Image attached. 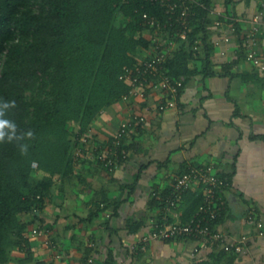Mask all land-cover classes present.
Wrapping results in <instances>:
<instances>
[{"label":"crops","instance_id":"obj_1","mask_svg":"<svg viewBox=\"0 0 264 264\" xmlns=\"http://www.w3.org/2000/svg\"><path fill=\"white\" fill-rule=\"evenodd\" d=\"M214 3L242 27L239 33L229 30L228 23L224 28L210 25L214 69L227 73L194 76L184 83L179 104L164 110L159 104L166 93L160 87L146 97H122L101 111L87 141L84 133L73 135L74 173L55 176L45 205L24 216L31 221L28 242L14 248L18 257L13 264H106L110 257L113 264L212 261L214 248L200 240L142 239L152 228V218L162 215L161 200L171 189L172 176L189 164L207 163L231 178L221 192L225 210L219 227L235 237L251 236L248 252L239 254L234 264H264V235L257 234L258 220L264 222V71L261 61L247 58L243 39L258 14L260 30L253 45L264 54V0ZM191 65L202 68L203 60ZM134 114L146 120L130 141L128 159L109 172L95 149L110 144L121 122ZM35 175L42 179L47 173L38 169ZM184 207L183 197L179 208L169 211L171 219L176 211L183 219ZM36 227L44 232L33 234ZM196 246L200 250L195 252Z\"/></svg>","mask_w":264,"mask_h":264},{"label":"trees","instance_id":"obj_2","mask_svg":"<svg viewBox=\"0 0 264 264\" xmlns=\"http://www.w3.org/2000/svg\"><path fill=\"white\" fill-rule=\"evenodd\" d=\"M203 1L206 6H196L190 17L193 30L186 39L177 38L166 62L169 73L184 83L200 73H227L214 69L213 0ZM145 10L167 17L151 0H0V111L17 126L13 142H7L12 129H5V142H0V264L9 263L14 248L28 242L31 221L24 216L45 205L54 177H72L73 135L89 132L101 111L129 92L120 74L151 43L144 34L153 30L142 23ZM229 21L240 33V23ZM240 49L245 53L243 41ZM199 59L202 68L191 65ZM28 92L36 96L30 99ZM6 101H15V107ZM28 131L34 138L26 136ZM24 144L26 154L20 150ZM34 162L47 176L37 178ZM183 197L187 221L198 211L204 191L189 190ZM223 219L224 213L218 225ZM210 257L200 264H234L239 253L214 248Z\"/></svg>","mask_w":264,"mask_h":264},{"label":"built area","instance_id":"obj_3","mask_svg":"<svg viewBox=\"0 0 264 264\" xmlns=\"http://www.w3.org/2000/svg\"><path fill=\"white\" fill-rule=\"evenodd\" d=\"M151 1L154 4L159 3L164 8L167 17L166 19L161 18L157 13L146 10L142 12V23L153 29L145 34L151 43L146 48L142 47L141 54L132 64L124 66L120 78L130 85L129 92L123 95L124 98H128L130 95L146 97L147 92L156 87L165 90L166 99L159 104V109L164 110L179 104L180 92L184 87V80L171 75L167 70L166 62L177 48V38L186 39L188 33L193 30L190 17L195 14L196 6L205 7L206 5L203 0ZM210 9L215 15L214 24L217 27L224 28V25L228 23L229 30H236L233 22L229 21L235 18L226 9L216 6L214 0ZM259 19L258 14L252 18L253 28L245 33L244 37L247 58L261 61V68L264 71V54L253 45L254 34L260 30ZM165 29L168 31L165 32ZM228 33L224 35L225 40H229ZM200 42L201 39L196 40L194 45L196 50L199 48ZM145 120L146 118L142 114H134L124 119L112 142L95 149V157L109 172L128 159L130 141L134 134L139 132ZM82 135L87 141L88 132ZM33 168H38L37 162L33 163ZM230 185V176L221 173L215 163L189 164L184 171L172 176L171 189L164 198L162 215L152 218V228L147 235L143 236V241L191 238L200 240L202 246L207 248L235 251L239 254L247 253L250 234L244 233L235 237L222 230L217 223L225 210L221 192ZM199 188L204 191V197L195 215L184 221L180 218V213L176 211V219H171L169 211L179 208L184 193ZM43 232L40 227L32 230L35 235ZM257 234L264 235V222L261 219L257 222ZM47 242L49 243V240ZM199 250L200 246H196L195 252Z\"/></svg>","mask_w":264,"mask_h":264},{"label":"clouds","instance_id":"obj_4","mask_svg":"<svg viewBox=\"0 0 264 264\" xmlns=\"http://www.w3.org/2000/svg\"><path fill=\"white\" fill-rule=\"evenodd\" d=\"M6 106L14 108L15 107V101H6ZM4 115V113L2 111H0V142H5V136H6V132L5 129H12L13 130V134L8 136L7 142H13V136L15 133V129H16V124L9 120V119H4L2 118ZM26 136L28 138H34V134L32 131H28L26 133ZM20 150L22 154H26L27 150H28V146L26 144L21 145L20 146Z\"/></svg>","mask_w":264,"mask_h":264},{"label":"rangeland","instance_id":"obj_5","mask_svg":"<svg viewBox=\"0 0 264 264\" xmlns=\"http://www.w3.org/2000/svg\"><path fill=\"white\" fill-rule=\"evenodd\" d=\"M147 32H150V31H145L144 34H148ZM34 95H35V94L28 92V96H29L30 99H33V98L36 96V95H35V96H34ZM37 169H38V168H34L33 170H34V171H35V170L37 171ZM36 171H35L34 173H36ZM13 256H14V254H13V251H12V258H11V261H10L9 263H7V264H13V263H14L13 260H14V259H17V257H18V256H14V257H13Z\"/></svg>","mask_w":264,"mask_h":264}]
</instances>
